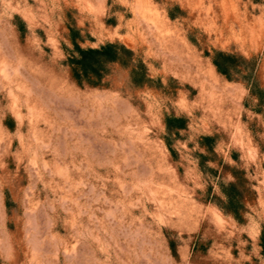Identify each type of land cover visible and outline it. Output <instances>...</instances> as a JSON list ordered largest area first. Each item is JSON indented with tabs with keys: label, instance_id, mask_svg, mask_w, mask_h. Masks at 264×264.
I'll return each mask as SVG.
<instances>
[{
	"label": "rangeland",
	"instance_id": "374dc122",
	"mask_svg": "<svg viewBox=\"0 0 264 264\" xmlns=\"http://www.w3.org/2000/svg\"><path fill=\"white\" fill-rule=\"evenodd\" d=\"M69 27L81 47L125 45L150 82L114 65L78 86ZM212 50L254 58L248 83L264 89V0H0V264H26L6 238L34 226L51 258L60 240L53 264H264V99L219 75ZM167 116L185 129L169 135ZM225 166L256 192L243 224L206 201Z\"/></svg>",
	"mask_w": 264,
	"mask_h": 264
},
{
	"label": "trees",
	"instance_id": "16d2710c",
	"mask_svg": "<svg viewBox=\"0 0 264 264\" xmlns=\"http://www.w3.org/2000/svg\"><path fill=\"white\" fill-rule=\"evenodd\" d=\"M69 41L72 50L68 53L66 65L72 80L78 86L87 85L93 88L102 86L104 79L109 75L110 68L114 65L128 69L131 83L135 86L141 87L150 82L144 64L125 45L118 42H107L97 48L81 47L80 43L83 41V37L78 29L72 27H69ZM206 56L210 58L219 75L228 81L245 82L250 96L257 99L258 106L262 105L264 89L260 88L255 81L253 84L248 83L249 75L257 68L254 58H245L220 50L206 52ZM164 125L169 135H178L179 131L186 127L185 119L175 116H167ZM214 141L211 136H203L199 140V146L207 155L215 156ZM169 150L172 152L170 148ZM207 155L203 153L198 155L199 165L203 169L208 159ZM220 163L222 162L219 161ZM225 168L228 169L232 180L227 183H219L220 195H211V188H208L206 201L215 204L224 215L230 216L238 224H243L247 206L256 200V192L244 170L229 166H225ZM209 170L213 171L212 168ZM259 247L261 254L264 255V231L259 237Z\"/></svg>",
	"mask_w": 264,
	"mask_h": 264
},
{
	"label": "bare ground",
	"instance_id": "6f19581e",
	"mask_svg": "<svg viewBox=\"0 0 264 264\" xmlns=\"http://www.w3.org/2000/svg\"><path fill=\"white\" fill-rule=\"evenodd\" d=\"M9 80V79H8ZM213 80V79H212ZM215 81V80H214ZM211 88V92H215L214 90V84L210 86ZM220 88V86H219ZM221 90V89H220ZM10 94L13 92L12 89L9 90ZM41 91V90H40ZM227 93V92H226ZM46 97L47 95L44 94ZM225 95V93H224ZM53 95H51V98H52ZM42 97V96H41ZM54 98V96H53ZM49 99V97H48ZM47 99V100H48ZM55 100V99H54ZM51 102V101H49ZM72 106V105H71ZM61 110V109H60ZM69 111V110H68ZM77 114V113H76ZM76 118V117H75ZM33 214H31L32 216ZM30 217V215L28 216V218ZM31 218H29L30 220ZM33 222V221H32ZM30 224L29 223V227H30ZM28 226V225H27ZM34 226V224H33ZM32 227V226H31ZM30 227V228H31ZM33 237L32 238H29V237H26L25 240L21 239V240H18L16 238V236L14 237H11V239L9 240L8 238H6V243L7 245H10L12 244L13 242L16 243L18 246H17V249L18 251H21L22 254H23V260H24V263L26 264H53V263H56V259L58 257V253L60 252L59 251V246H60V240L58 238H56V240L54 241V244H53V247H52V253L54 255V258H51L49 256V249H47V246L45 244V241H40L39 239V234H38V228L37 226H34L33 227ZM41 230V229H40ZM46 230V229H45ZM44 230V231H45ZM30 231H32V229H30ZM3 233V232H2ZM44 233V232H43ZM27 234V233H26ZM44 235V234H43ZM4 241H5V238H3ZM5 245V244H4ZM14 246V245H13ZM29 247L31 250H28L26 249V247ZM2 247V246H1ZM3 249V248H2ZM16 250V249H15ZM17 251V252H18Z\"/></svg>",
	"mask_w": 264,
	"mask_h": 264
}]
</instances>
